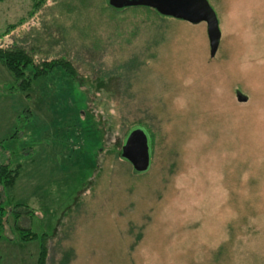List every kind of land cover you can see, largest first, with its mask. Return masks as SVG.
I'll return each instance as SVG.
<instances>
[{"label":"rangeland","instance_id":"rangeland-1","mask_svg":"<svg viewBox=\"0 0 264 264\" xmlns=\"http://www.w3.org/2000/svg\"><path fill=\"white\" fill-rule=\"evenodd\" d=\"M209 2L214 57L205 22L151 8L0 2V47L38 66L28 85L0 61V165L18 170L0 192L37 234L20 245L9 216L0 264H37L41 240L45 264H264V0ZM136 126L140 174L121 157Z\"/></svg>","mask_w":264,"mask_h":264},{"label":"water","instance_id":"water-1","mask_svg":"<svg viewBox=\"0 0 264 264\" xmlns=\"http://www.w3.org/2000/svg\"><path fill=\"white\" fill-rule=\"evenodd\" d=\"M108 4L115 10L130 7H147L154 9L164 17L188 21L190 23L207 24L211 56H215L221 40V29L217 14L209 0H108ZM237 98L241 102L248 97L237 91ZM122 159L133 166L135 173L146 172L151 165L149 137L140 127L134 128L127 135L121 151Z\"/></svg>","mask_w":264,"mask_h":264},{"label":"trees","instance_id":"trees-1","mask_svg":"<svg viewBox=\"0 0 264 264\" xmlns=\"http://www.w3.org/2000/svg\"><path fill=\"white\" fill-rule=\"evenodd\" d=\"M0 2H3V0H0ZM107 4H108V0H107ZM110 8L113 9L112 7ZM13 26H7L3 35L10 32L11 29L14 28ZM3 35L0 34V36ZM0 61H2L9 68V70L12 72L14 76H16L17 78L23 77L27 82L26 84L28 85L32 84L31 83L32 78L31 75L29 74V69L31 68V70H34L37 73L38 66L34 63L33 57L30 55V53L27 50H25L22 47H12V48L0 47ZM62 62L64 61L61 60V62H59L58 64L61 63L62 66L66 67L68 63H62ZM45 65L48 66L49 64H44V66ZM138 127L144 129L148 134L150 154H152V141L149 133L142 126H136L134 128H138ZM134 128H132L131 131ZM12 165L13 162L11 160L7 164L0 165V185L3 189L14 186L16 179L18 177V170L14 169L15 167ZM3 195H4V190L3 192H0V237H2V232L5 229L9 216H11L14 225L22 219L21 216L19 215V212L16 211L17 206H20L21 204H16L13 208L9 209V207H7L8 202L6 201V199H4ZM16 229L21 231L20 245H25L27 244V242L33 241L35 240V238H37V234L33 232V230L30 227H21V225L16 224ZM42 244L43 243L41 240L40 252H39L37 264H45L47 252H46V247H44V245Z\"/></svg>","mask_w":264,"mask_h":264}]
</instances>
